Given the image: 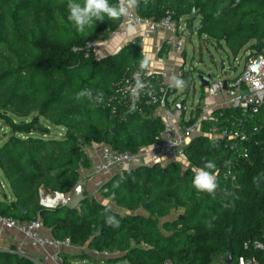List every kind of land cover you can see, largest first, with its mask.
Here are the masks:
<instances>
[{
	"label": "trees",
	"instance_id": "obj_1",
	"mask_svg": "<svg viewBox=\"0 0 264 264\" xmlns=\"http://www.w3.org/2000/svg\"><path fill=\"white\" fill-rule=\"evenodd\" d=\"M69 3L83 6L84 0H0V120L11 130L0 146V171L14 195L10 203L0 201V215L23 223L40 219L56 240L109 253L112 258L102 261L109 264H224L230 242L233 264L240 258L264 264V250L245 248L248 242L264 244V105L244 123L251 139L249 159H238L222 142L208 138L187 148L189 162L215 176L218 192L198 189L197 175L179 164L142 165L116 174L102 188L104 198L125 215L90 198L75 210L41 206L43 194L73 192L81 172L91 169L85 159L91 145L138 154L157 143L162 132L153 110L119 107L112 117L106 108L125 76L147 70L142 39L115 55L96 59L91 52L85 58L73 50L107 41L122 26L123 15L101 13L102 19L93 17L80 31L69 19ZM108 4L119 8L118 0ZM134 9L156 23L171 17L192 27L200 18L199 34L235 58L248 50L264 56V0H137ZM167 53L163 46L160 56ZM229 119L243 118L226 110L221 121L230 126ZM51 127L63 133L52 136ZM179 212L183 219L162 223ZM62 257L69 264V256ZM0 264L35 263L0 252Z\"/></svg>",
	"mask_w": 264,
	"mask_h": 264
},
{
	"label": "built area",
	"instance_id": "obj_2",
	"mask_svg": "<svg viewBox=\"0 0 264 264\" xmlns=\"http://www.w3.org/2000/svg\"><path fill=\"white\" fill-rule=\"evenodd\" d=\"M118 1L120 6L121 0ZM129 28L142 29L140 35L142 41L149 40L160 32L168 34L163 44L168 50L162 61L165 68L161 72L147 68L144 73L134 72L129 77L125 76L115 86V95L106 100V108L110 110L112 117H117L119 107H126L131 111L142 108L153 110V118L161 122L162 132L157 143L142 148L138 154L121 153L106 144L99 145L97 159L90 169L91 175L97 177L155 164L161 167L179 164L183 170H190L197 175L202 169L189 162L186 150L191 142L198 138L222 142L224 149L233 156L243 160L249 159L251 139L244 123L259 114L264 105V56H256L249 50L241 53L238 57L244 58V64L240 72L237 74L236 69H231V75L223 79L200 75L199 79L203 77L208 81L205 88H202L200 81L204 91L202 98H205V101H200L195 109L189 112L185 102H177L176 93L180 88L189 90L193 84L195 70L190 67L186 71L185 62H179L185 54L183 36L187 32L171 17L156 23L141 18L134 7L129 8L127 13L123 14L122 26L112 33L107 41L88 43L85 47L75 48L73 51L84 53L85 58H89L90 53H95L101 43L115 37H127ZM134 41L135 39L129 43ZM172 60L174 66L168 67L167 63ZM178 105H181L180 109L177 108ZM226 110L240 113L243 119L233 121L229 119L227 122L230 126L225 125L221 120ZM253 131L258 130L253 128ZM227 176H231V171L227 172ZM71 194H43L40 204L45 209L54 210L65 206ZM44 231L40 219L23 223L0 215V235L11 233L20 235L31 249L40 251L39 256L33 261L35 264H67L62 254L64 250L72 248L70 239L56 240L46 235ZM250 245L257 250H264V244L261 242H248L245 248ZM90 257L95 261L112 258L109 253L96 250L91 251ZM237 264L259 263L254 259L240 258Z\"/></svg>",
	"mask_w": 264,
	"mask_h": 264
},
{
	"label": "crops",
	"instance_id": "obj_3",
	"mask_svg": "<svg viewBox=\"0 0 264 264\" xmlns=\"http://www.w3.org/2000/svg\"><path fill=\"white\" fill-rule=\"evenodd\" d=\"M141 33H142V29L129 28L127 32V37H115L106 43H101L98 49L96 50V52L94 53L96 59H102V58L117 54L126 44L131 42V40L140 38ZM167 37H168V34L160 32L155 37L149 40H146V41H142L141 51H142V55L145 61L148 63L147 68L149 70L154 71V72H161L165 68V65L162 64V61L165 59V57L160 56V51L163 48L164 41ZM98 150H99V145H96V144L91 145L87 149V152L89 154V160L91 161V167L97 159ZM118 173H121V172L116 171L111 174L95 177L91 175L90 170L82 171L80 182L86 181V195L88 198L95 199L109 206L111 209L117 210L119 214L125 215L126 214L125 211L121 209H117L115 204L112 201L106 200L104 198V195H103L104 192L102 191L103 186ZM3 196H6L5 192ZM7 199L8 200L6 201L5 200L3 201V199L0 201L10 203L14 201V195L12 198H7ZM182 215H183L182 212L172 213L170 216L163 219L162 223L172 222L176 218H179ZM44 233L48 236H51L50 232L47 230H45ZM91 251L92 250H89L87 246H84V247L72 246V248L64 250L63 254L69 256V260H68L69 264H109V263H104L99 260L98 261L93 260L90 257ZM0 252L17 253L22 256H26L32 261H34V259H36L40 254L39 250L31 249L26 244L22 236L13 234V233L0 235ZM80 254L89 255V259L78 258L77 256ZM117 257H120V256H116L115 258ZM112 264H125V263L117 262V263H112Z\"/></svg>",
	"mask_w": 264,
	"mask_h": 264
},
{
	"label": "rangeland",
	"instance_id": "obj_4",
	"mask_svg": "<svg viewBox=\"0 0 264 264\" xmlns=\"http://www.w3.org/2000/svg\"><path fill=\"white\" fill-rule=\"evenodd\" d=\"M199 26L200 18H197L194 21L192 28L189 23L186 22V19L181 20V27L185 28L187 33L183 36L185 40V55L179 62H185L184 67L186 71H188L190 67H193L195 71L193 72V84L189 90L185 91L184 88H180L176 93V99L178 103L185 102L189 112L195 109L200 101H205V98H202L204 91L201 88L199 79L200 75L223 79L231 75V69H236L235 71L238 74L244 64V58H235L225 46L220 48L213 41L209 40L206 35L195 33L194 29ZM189 31H193V33L190 35ZM167 65L168 67H173L174 60L169 61ZM15 121L17 123L21 122L18 119H15ZM50 129L52 131V136H60L63 133L62 128L51 127ZM10 135L11 130L4 127V122L0 120V145H2L4 141L8 140ZM4 192L6 196H3ZM12 197V190L6 183L2 172L0 171V200L3 199V201H6L8 200L7 198Z\"/></svg>",
	"mask_w": 264,
	"mask_h": 264
},
{
	"label": "clouds",
	"instance_id": "obj_5",
	"mask_svg": "<svg viewBox=\"0 0 264 264\" xmlns=\"http://www.w3.org/2000/svg\"><path fill=\"white\" fill-rule=\"evenodd\" d=\"M125 3L127 7H125ZM137 0H121L119 8L109 6L108 0H84V5L69 3V19L74 21L78 30L83 31L85 25H89L93 17L102 19L101 13H106L111 18H118L126 14L129 8L134 7ZM83 95V93H79ZM208 168H213V164H208ZM195 186L200 190L212 192L216 188L215 176L206 172L199 171L194 181Z\"/></svg>",
	"mask_w": 264,
	"mask_h": 264
},
{
	"label": "water",
	"instance_id": "obj_6",
	"mask_svg": "<svg viewBox=\"0 0 264 264\" xmlns=\"http://www.w3.org/2000/svg\"><path fill=\"white\" fill-rule=\"evenodd\" d=\"M195 16V12L192 13V17ZM192 28V27H191ZM201 25L197 28L194 29L195 33H199V31L201 30ZM193 33V31H189V34L191 35ZM258 53H261V50H259ZM200 81L202 83V88H205L208 85V81L206 79H204L203 77H200ZM178 109L181 108V105H178L177 107ZM117 129H113L111 131V133H116ZM85 159L88 160L89 159V154L88 152L85 153ZM214 192H218V190L215 188L213 190ZM86 199H88L87 195H86V181H81L78 183V185L74 188L68 202L66 203L65 207L70 209V210H75L79 207V205L85 201ZM151 203V201H147L146 203H144L142 205V209L143 210H147L149 204ZM20 211L25 214V211L20 209ZM183 216H180L179 219H183ZM224 264H233V248H232V244L230 242V246H229V255L227 260L224 262Z\"/></svg>",
	"mask_w": 264,
	"mask_h": 264
}]
</instances>
